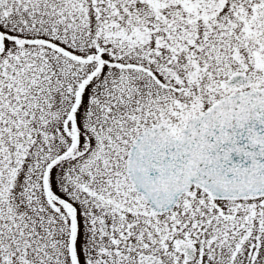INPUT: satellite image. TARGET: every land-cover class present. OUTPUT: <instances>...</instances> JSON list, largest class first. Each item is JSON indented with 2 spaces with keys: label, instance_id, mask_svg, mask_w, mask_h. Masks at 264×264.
<instances>
[{
  "label": "snow or ice",
  "instance_id": "6c2138e0",
  "mask_svg": "<svg viewBox=\"0 0 264 264\" xmlns=\"http://www.w3.org/2000/svg\"><path fill=\"white\" fill-rule=\"evenodd\" d=\"M0 264H264V0H0Z\"/></svg>",
  "mask_w": 264,
  "mask_h": 264
}]
</instances>
